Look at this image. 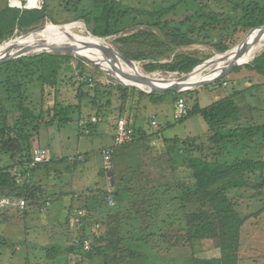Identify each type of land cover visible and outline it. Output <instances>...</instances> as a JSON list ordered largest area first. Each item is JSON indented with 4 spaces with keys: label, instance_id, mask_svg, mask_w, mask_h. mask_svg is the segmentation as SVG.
Returning a JSON list of instances; mask_svg holds the SVG:
<instances>
[{
    "label": "rangeland",
    "instance_id": "obj_1",
    "mask_svg": "<svg viewBox=\"0 0 264 264\" xmlns=\"http://www.w3.org/2000/svg\"><path fill=\"white\" fill-rule=\"evenodd\" d=\"M92 1L43 0L41 9L47 13L46 19L31 29L14 30L11 38L13 40L49 24L62 26L74 22L83 23L86 32L90 33L81 18L75 20L80 9L89 17L90 30L102 31L108 22L113 27V34L105 39L113 51L123 56L119 50L127 46L138 55L135 62L143 67L145 74L178 73L170 72L167 67L177 55L197 60L186 66V72L179 73L189 74L216 54L226 53L240 45L253 29L240 31L228 24L217 27L205 24L199 11L208 0L186 1L166 16L161 13L175 0H109L117 3V9H111L114 14L110 20H106L107 13L101 5L98 11L89 10ZM237 1L234 6H241L243 14L249 3ZM257 1V4H250L251 9L260 11L264 0ZM7 6L9 0H0V10ZM117 15L120 19L127 16L124 24L118 21ZM135 16L140 20L132 25ZM154 22L159 28L153 29L154 36L151 37L145 28ZM165 23L182 28L192 42L185 46L167 41L163 46L164 36L160 28ZM146 36L150 42L143 40ZM11 38L8 39L11 41ZM8 39L1 41L0 45ZM223 43L228 48L224 52L220 48ZM263 52L264 46L255 57ZM50 54L63 57L59 60L56 82L50 87L39 81L42 73L38 60L34 58L36 55L18 57L10 61L11 65L0 67V170L8 171L13 177L9 186L13 188L11 195L0 196L27 203L26 216L18 209H0V235L20 243L11 248H0V264H102L107 257L106 251L109 253L108 264L128 257L129 251L118 250V247L112 249L117 242L118 246L124 245L118 233L105 231L118 223L112 216L120 212L124 215L125 208H130L116 205L117 200L126 195L145 202L148 199L144 198L148 197L157 203L154 210L171 228L167 238L158 235L156 242H166L162 246L165 248L163 254L172 253L166 257L167 261L172 259L176 264H264V187L259 190L252 188L264 184L259 171L244 174L251 188L227 194L239 218L252 217L243 226L241 239L246 245L240 243L237 252H233V246L223 247L216 236L190 242L188 233H192L190 238L196 233L190 226L186 232L183 221V215L188 219L194 216L197 224L205 219L214 223L217 219L220 229H226L228 223L226 219L219 218L211 206L197 200L198 193L194 192V180L186 160L201 157L221 164L264 161V136L245 143L229 142L214 146L209 142L212 132L201 116L185 117L180 121L173 118L179 99H183L190 110L196 102L205 106L221 97L234 95L240 114L236 122H230L227 127L263 125L264 78L248 76L249 72L256 73L241 67L238 72L233 70L223 78V83L216 81L190 92L151 96L152 93L133 87L109 83V75L80 56ZM87 78L93 80L92 87L86 83ZM237 91L239 93L235 94ZM62 107L69 108L70 115L65 120L57 116ZM121 118L127 119L131 125L134 122L137 130L141 128V131L135 135L133 143L115 147L113 129ZM153 121L158 127L152 126ZM142 131H146L144 135ZM170 141L176 143L169 144ZM41 148L48 151L53 160L48 167L32 166L31 157ZM107 150L112 162L110 172L105 170L102 157ZM120 151L127 154L125 161L121 157L118 159ZM79 154L84 157L83 161L73 163L70 157L77 158ZM89 164L91 171L85 175L86 186L79 192L71 185L72 179L77 178L78 169ZM32 170L36 172L32 173ZM97 178L103 185L96 184ZM24 185L28 187L27 192ZM103 231L104 235L101 234ZM184 234L186 242L182 239ZM137 240H146L156 248L154 237ZM30 243L35 244V248ZM86 243L89 252L83 249ZM51 245L59 248L55 253L47 254L43 249Z\"/></svg>",
    "mask_w": 264,
    "mask_h": 264
},
{
    "label": "trees",
    "instance_id": "obj_2",
    "mask_svg": "<svg viewBox=\"0 0 264 264\" xmlns=\"http://www.w3.org/2000/svg\"><path fill=\"white\" fill-rule=\"evenodd\" d=\"M186 1L195 0H175V2L171 3L170 7H166L165 10L161 13L165 16L169 13H172L176 10V8L185 3ZM235 0H208V3H204L201 5L199 15L204 19L205 24H210L212 27L222 26V25H230L231 27L238 29L240 31H249L252 28H258L264 26V7L260 9V11H255L251 9L250 4H257V0H238L239 3H249L245 6L243 10V14L240 11L241 6H234ZM196 3V2H195ZM102 6L105 9V13H107L106 20H110L113 18L114 12L111 9H117V3L109 2V0H93L92 5L89 10L91 12L98 11ZM206 10H204V8ZM43 8V7H42ZM125 8V7H122ZM127 10V15H129V10ZM77 13L76 19L81 18L84 23L87 25L90 33L99 38H105L111 36L113 33L111 29L113 28L108 22L105 23V26L102 31H97L95 29L90 30V25L88 22L89 17L84 15V11H80ZM90 13L89 16H90ZM131 14V13H130ZM240 14H242L240 16ZM137 15V14H135ZM150 16L153 14H149ZM125 16V15H122ZM138 16V15H137ZM136 19L133 17L132 25H136V23L140 19ZM47 13L41 10H19L15 8H11L9 6L0 10V42L11 38L14 30L25 31L37 26L41 21L46 19ZM125 16L124 18H126ZM140 17V16H139ZM124 18L120 19L119 15H117V19L119 22L124 24ZM74 21V20H73ZM155 22L146 26L145 32L149 34V36H154L153 29L159 28L155 26ZM130 25V24H129ZM128 25V26H129ZM173 26V27H172ZM163 29H166L165 31ZM162 32V36H164L161 44L165 46L164 42L177 43V45H188L192 41L189 37L184 33V30L180 27H174L173 23H165L163 28H160ZM167 31H169L167 33ZM137 32L133 34V38L136 37ZM132 37V36H131ZM12 39V38H11ZM10 40V39H8ZM143 40L150 42L148 36H146ZM175 43V44H176ZM167 46V44H166ZM222 52L226 51L228 48L225 43L220 47ZM119 53L123 55L125 58L135 61L138 58V55L133 54V51L128 49L127 46L123 47L119 50ZM36 60H38L41 69V76L39 81L43 86L50 87L53 86L57 79L58 70L60 67L59 60L63 57L56 56L55 54L50 53H42L34 56ZM21 62V59L20 61ZM173 63L168 65L170 72H178L184 73L186 72V66L190 64L196 63V59H191L187 55H177ZM12 63L8 62L6 64L1 65L0 67L9 66ZM241 67H245L247 70H251L256 73L257 77L264 78V52L255 57V59L246 65H241L235 68V71H239ZM217 82H224V80H220ZM8 94L10 96L13 95L11 90H8ZM151 96H157L156 93H152ZM234 95H229L224 98H220L216 101H211L209 104L202 106L199 102H196L192 109H188V114L186 118H190L193 116H201L207 126L210 128L212 135L209 137V142L211 145L219 146L222 143L229 142H249L257 138L258 136H264V124L263 125H255V126H236L234 128L227 127L230 122H236L239 118V108L233 100ZM69 108L62 107L58 112L57 116H59L62 120L69 118ZM184 119V118H183ZM181 119V120H183ZM180 121V120H179ZM145 133H143L144 135ZM168 141V140H167ZM176 142L170 141L169 144H175ZM183 145H186V142H182ZM191 147L188 149L190 151ZM33 156V155H32ZM32 161V157H31ZM184 161V160H183ZM53 160L42 164H38L36 166L45 165L48 167ZM187 167L192 172V179L194 180V192L198 193L197 200H200L203 203L208 204L213 208L215 214L219 218L226 219L228 221L226 229H220L217 227L219 221L210 222L208 219L197 224V220L194 216L189 219L183 215V221L185 222L186 232H189V226L193 227L195 230L193 233L196 235L190 238V232L187 235V238L190 242L195 240L201 241L204 238H208L211 236H216L218 241L223 247L228 245L233 246V252H237L239 244L246 245L245 240L242 241L243 234V226L245 223L252 217L239 218L235 214V210L231 205L227 194L229 191L233 190H241L246 188H251L250 185L246 182L244 178V174L246 172L259 171L264 178V161H254V160H244L238 161L232 164H221L216 161H208L201 157H191L188 159ZM62 163V162H60ZM54 165V164H53ZM36 172V170H32V173ZM12 175L8 171L0 170V194L1 195H11L10 191H13V188L9 187L12 182ZM223 181L218 186L209 190L211 186H214L219 181ZM264 187V184H258L252 186L253 189L259 190ZM16 188H14L15 191ZM28 187L24 185V190L27 192ZM260 195L261 193L258 192ZM26 198V197H25ZM140 207V206H138ZM139 209V208H138ZM139 211V210H138ZM141 212V211H140ZM262 211L259 212V214ZM27 211L23 210V216H26ZM123 213L120 212L116 216H112V219L115 220L116 223L112 227L106 228L105 231H111V233H117L119 229V223L123 221ZM108 226V224H107ZM107 233V232H106ZM108 234V233H107ZM187 234V233H185ZM185 234L182 235V239L186 242L188 241L185 238ZM247 236H245L246 238ZM101 240V236L99 237ZM179 242V240H178ZM20 243L13 242L6 237H2L0 235V248H11L10 246H16ZM32 244V243H30ZM29 244V246H30ZM115 245V244H114ZM118 246L117 244L112 248L115 250ZM32 248H35V244H32ZM59 246L51 245L46 246L43 250L46 251L47 254L55 253L58 250ZM74 250V249H73ZM90 250V248H89ZM85 251V252H89ZM110 251V250H109ZM107 257L104 258L102 264H108L109 262V253L106 251ZM229 256V255H227ZM234 256V254L232 255ZM215 264V263H209Z\"/></svg>",
    "mask_w": 264,
    "mask_h": 264
},
{
    "label": "bare ground",
    "instance_id": "obj_3",
    "mask_svg": "<svg viewBox=\"0 0 264 264\" xmlns=\"http://www.w3.org/2000/svg\"><path fill=\"white\" fill-rule=\"evenodd\" d=\"M24 36L25 35H21L20 37L13 38V40L11 39V41L8 40L10 42L6 41L3 44H1L0 57L5 54L7 49H9V47L13 43L15 44L18 43L19 39H21ZM74 37L83 39V43L75 42L74 40H72V38ZM30 39H31V43L37 45L58 46L65 50H71V49L79 50L84 54V56L99 63L101 70L105 72L107 75H110L106 67V62H104L94 50L85 46V45H93L102 53V55L106 58L107 62L116 70L123 71L132 75L147 76L148 78L154 79V81L157 82L156 86L161 88H165L169 85H172L173 83H175L176 81H178L179 79L185 76L184 74H179V73H161V72L145 74L142 71L143 67L141 68L139 63L124 59L122 56L118 55L115 51H113L107 39L92 37L88 32H86L85 27L81 22H74L65 25L63 24L62 26L59 27H54L53 25L49 24L45 26L44 30L34 35L31 34ZM250 39H252V43L250 44V46L246 48V50L242 54V63H244L245 65L251 63L255 59L256 54L264 46V31H257L252 33L251 37H249L248 40ZM235 48L233 49L232 52L233 54L236 51ZM40 53H42V50L36 49L31 51L28 54V56H33ZM223 55H225V53L216 54L212 59H215L216 61H220L222 60ZM225 65L228 64L220 62L217 65L210 68H207L204 65L199 66L196 68L195 73L193 75H190V78H188V80L184 83V85L190 86L198 83L200 80L206 77L208 78L216 77L217 74L215 73L216 71L215 69H218V67H223ZM123 82L134 85L138 90L144 91L146 93L150 91V88L144 86L142 83H131L127 81H123Z\"/></svg>",
    "mask_w": 264,
    "mask_h": 264
},
{
    "label": "crops",
    "instance_id": "obj_4",
    "mask_svg": "<svg viewBox=\"0 0 264 264\" xmlns=\"http://www.w3.org/2000/svg\"><path fill=\"white\" fill-rule=\"evenodd\" d=\"M242 73L244 74V72ZM248 74H249L248 76L253 75L255 76V78L257 77L254 73L249 72ZM257 78H260V77H257ZM245 89L247 90V87H245ZM236 93H239V92L237 91L235 92V94ZM221 98H224V97H221ZM132 126L133 128L136 129L135 135L139 134L141 131V128H138L137 130L136 126L134 125V122ZM156 126L158 127L157 123H156ZM145 132L146 131H142V134ZM112 141H113V138H112ZM131 143H133V141ZM125 155L127 154H125L124 151H120V153H118V156H119L118 159L121 157L125 161L127 157ZM83 158L79 154L77 158L70 157V160L73 163H79L83 161ZM84 167H85L84 169L83 168L78 169L77 178L72 179L73 182H71V185L79 192H81V190L84 189V186H86L85 175L87 173L89 174V172L91 171L90 164L88 166L84 165ZM96 184H98L99 186L103 185L99 182L98 178H97ZM144 199H148V200L145 202V201H141L138 197H130V196L128 197L126 195L123 198L121 196V198L117 200L116 202V205L130 207V208H125V213L122 216L123 221L118 224L119 229L117 231L118 236L123 239V244H124L122 246H119L118 250H122L123 248V250L129 251L128 254L129 253L130 254L128 257L119 259L117 262L112 263V264H173V263L176 264L174 260L170 259V261H167L166 259V257L171 255L172 253L163 254L165 248H163L162 246L166 245V242L156 243L158 239V235L159 236L163 235L167 238L166 234L171 228L166 225V222H164L165 220L163 219L164 217L157 215L156 209L154 210L157 204L156 202H154L155 200L154 199L151 200V198H148V197H145ZM138 210L141 211V213H139ZM154 229H157V231L160 230V232L156 233ZM171 232L169 233L170 237L172 234ZM101 234L104 235V231ZM146 236H149L150 238L154 237V239L156 238V240H154V242L156 243V248L149 245L146 242V240H141V241L137 240V238L141 239V238H145ZM133 238H136V241H133Z\"/></svg>",
    "mask_w": 264,
    "mask_h": 264
},
{
    "label": "water",
    "instance_id": "obj_5",
    "mask_svg": "<svg viewBox=\"0 0 264 264\" xmlns=\"http://www.w3.org/2000/svg\"><path fill=\"white\" fill-rule=\"evenodd\" d=\"M53 26L59 27L60 25H53ZM44 29H45V26L40 27L38 29H35L31 33L26 34L24 37L19 39L18 43H16V44L13 43L9 47V49H7L5 54L0 57V66L8 63L10 61H13L14 59H16L18 57L27 56L33 50L40 49V50H42V53H70V54H73L76 56H80V57L84 58L89 64L95 65L98 68H100L99 63L89 59L86 56H84V54L79 50H76V49L65 50V49H62L58 46H44V45H37V44L31 43L30 35L31 34L34 35V34L40 32ZM257 31H264V26L252 29L249 32V34L247 35V37L245 38V40L240 45L236 46V48H235L236 51L234 54L232 53L233 49H234L233 48L231 51H229V52L225 53V55H223L222 60L216 61L215 59H211V60H209L203 64L205 67L210 68V67L217 65L220 62L227 63L228 65H225L223 67H218V69H215L216 70L215 73L217 74L216 77H212V78L206 77V78L200 80L198 83H196L194 85H190V86L184 85V83L188 80V78H190V75H193L195 73L196 69H194L189 74H184L185 75L184 77H182L181 79H179L178 81H176L172 85H169L165 88H161V87L156 86L157 82L154 81V79L148 78L147 76L132 75V74H128V73L123 72V71L116 70L114 67H112L107 62L106 58L102 55V53L96 47H94L93 45H85V44L84 45L87 46L88 48L94 50L98 54V56L104 62H106V67L110 73L109 77L111 79V81L110 80L108 81L109 83H111V84L115 83V84H119V85H123V86L133 87V88H136V87L134 85L127 84L126 82H123V81L131 82V83H142L144 86H147L150 88V91L148 92L149 94H151V93H166V92H173V93H179L180 94L183 92H190V91H194V90H197L200 88L210 86V85L214 84L216 81L222 80L223 78H225L235 68L243 65L244 63H242V54L246 50V48L248 46H250V44L252 43V39H250V40H248V39H249V37H251L252 33L257 32ZM89 34L92 37L97 38V37L93 36L91 33H89ZM72 40H74L75 42H78V43H83V39H79L76 37L72 38ZM123 58L126 59L125 57H123ZM142 92H144V91H142Z\"/></svg>",
    "mask_w": 264,
    "mask_h": 264
},
{
    "label": "built area",
    "instance_id": "obj_6",
    "mask_svg": "<svg viewBox=\"0 0 264 264\" xmlns=\"http://www.w3.org/2000/svg\"><path fill=\"white\" fill-rule=\"evenodd\" d=\"M43 0H9V7L19 9V10H40L41 3ZM90 87L93 86V80L87 78L86 82ZM188 114V108L183 99H179L175 105L173 118L175 121H179L185 118ZM152 126L156 127V123L152 122ZM135 130L131 123L125 119L121 118L116 121L114 127L113 143L115 147H122L134 140ZM79 159V158H78ZM110 157V151L107 150L103 154V160L105 161V170L111 171L112 162ZM50 155L45 149H38L33 153L32 166L38 164L46 163L50 161ZM27 203L24 200H14L11 197L0 196V209H18L19 211L26 210ZM85 251L89 250V245L86 243L83 247Z\"/></svg>",
    "mask_w": 264,
    "mask_h": 264
}]
</instances>
